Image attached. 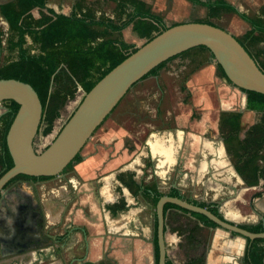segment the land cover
I'll return each mask as SVG.
<instances>
[{
  "label": "crops",
  "instance_id": "0c3cea01",
  "mask_svg": "<svg viewBox=\"0 0 264 264\" xmlns=\"http://www.w3.org/2000/svg\"><path fill=\"white\" fill-rule=\"evenodd\" d=\"M10 1L0 0V6ZM46 6L53 10L48 0ZM226 155L223 141L217 144L182 129H153L140 114L113 112L83 148L81 162L48 181L47 194L43 183L36 187L38 181L17 180L12 192H3L0 207L12 204L17 215L18 209L40 205L42 231L57 226L63 239L49 264H155L156 217L142 195L146 186L155 185L165 194L177 189L182 200L216 207L222 218L239 226L264 225V173L251 188L260 191L251 202L254 212L243 215L236 203H244L248 188ZM133 183L139 187L134 194L129 188L135 190ZM34 189L40 191L37 196ZM119 204L125 208H116ZM173 215L190 219L168 210L167 216ZM201 227L208 240L205 264H242L245 239L218 227ZM164 229L166 255L179 264L181 236L167 225Z\"/></svg>",
  "mask_w": 264,
  "mask_h": 264
},
{
  "label": "trees",
  "instance_id": "16d2710c",
  "mask_svg": "<svg viewBox=\"0 0 264 264\" xmlns=\"http://www.w3.org/2000/svg\"><path fill=\"white\" fill-rule=\"evenodd\" d=\"M111 1L115 4L113 18L105 16L100 9L95 7L98 1L75 0L68 15L58 14L48 8L46 0H12L0 6V15L7 25L9 34L6 39L7 49L16 53L12 61L0 68V79L18 80L33 88L42 106L41 120L47 124L45 133L48 132L53 120L58 117L59 110L68 99L74 97L78 86L84 93H88L100 79L138 48L167 28L178 25L166 26L162 18L152 13L143 1ZM186 1L204 7L208 18L218 17L221 13H233L248 23L251 29L243 35V40L236 39L264 73V62H257L244 43L246 40L251 42L254 32L264 36V18H251L239 13L224 0ZM33 11L37 12V16L33 15ZM97 12L100 14L97 15ZM198 22L213 25L208 20ZM127 29L141 41L140 46L136 47L119 37ZM27 39L30 41L29 46H27ZM32 47L36 48V53L30 52ZM205 52L211 59H214L207 48L195 47L161 63L141 80L149 76H158L159 71L168 62L191 53L193 55L190 63L198 68ZM216 67L219 75L226 79L217 63ZM241 92L245 95L246 111L259 114L261 118L250 123L243 130L240 113L221 112L218 119V131L234 170L248 188L243 195L244 203H236L240 213L246 215L251 212L249 203L260 196V191L251 188L258 186L260 176L264 173V95L252 91L241 90ZM3 103L7 111L0 116V177L13 166L5 138L18 110V105L13 101ZM107 118L108 116L105 120ZM35 153L40 154L41 152L35 151ZM81 160L79 152L62 173L71 170ZM51 178L53 177L36 178L19 175L6 186L17 180L44 181ZM133 184L135 190L129 188L134 194L139 187ZM142 195L150 202L153 209L159 198L164 195L182 199L177 189L172 188L165 194L155 185L144 187ZM187 202L206 208L222 218L216 207H210L205 203ZM116 208L122 210L125 206L119 204ZM170 209L179 211L181 214H188L190 219L184 220L178 215L167 216ZM163 214L164 228L167 225L170 231L181 236L178 244V260L182 258V262L179 264H205L208 240L202 233L203 227L201 226H217L201 214L188 212L172 204L164 205ZM156 226L155 221L153 244L155 264H158ZM240 227L252 233H264V225L261 223ZM246 242L242 264H264V247L259 245L264 243V239L253 241L246 239ZM165 264H174V262L166 255Z\"/></svg>",
  "mask_w": 264,
  "mask_h": 264
},
{
  "label": "water",
  "instance_id": "95a60500",
  "mask_svg": "<svg viewBox=\"0 0 264 264\" xmlns=\"http://www.w3.org/2000/svg\"><path fill=\"white\" fill-rule=\"evenodd\" d=\"M199 46L209 50L226 79L235 88L264 95V73L233 35L215 25L180 23L142 45L100 79L84 94L53 141L43 152L36 154L32 144L42 118L39 98L26 83L0 79V103L13 101L18 105L5 138L13 166L0 177V195L5 186L19 175L36 178L59 176L135 83L161 63ZM232 171L243 185L234 168ZM165 204L201 214L218 228L245 240L264 239V233H252L232 221L214 215L206 208L164 195L155 206L158 264H165L166 260ZM249 205L254 212L251 202Z\"/></svg>",
  "mask_w": 264,
  "mask_h": 264
},
{
  "label": "rangeland",
  "instance_id": "374dc122",
  "mask_svg": "<svg viewBox=\"0 0 264 264\" xmlns=\"http://www.w3.org/2000/svg\"><path fill=\"white\" fill-rule=\"evenodd\" d=\"M74 1L48 0V5L56 13L68 15L71 12ZM87 1H98L95 7L100 9V12L104 13L105 16L113 18L115 4L111 0ZM140 1L145 2L152 13L159 15L166 26L208 20L211 24L222 28L239 40H243V35L251 29L248 23L242 21L233 13H221L218 17L208 18L204 7L194 5L186 0ZM224 1L232 5L239 13L245 14L248 17L264 18V0ZM100 12H97V15ZM33 15L37 16V12L33 11ZM7 30V25L0 15V68L12 61L16 56L15 52H10L7 49L6 39L9 36ZM119 37L127 43L134 44L136 47L141 44V41L129 29L124 30ZM252 37L251 42L246 40L244 43L257 62H264V36L254 32ZM29 45L30 41L27 39V46ZM30 52L36 53L37 50L35 47H32ZM192 53L168 62L159 71L158 76H149L137 82L117 104L113 112L117 113L118 111L128 110L131 114L143 116L145 124L153 129H182L196 135H203L217 144L222 141L218 131V119L221 112L240 113L243 130L250 123L256 122L261 118L259 114L246 111L244 93L219 75L216 62L210 58L208 53H203V59L198 68H195V64L190 63ZM84 94V91L78 86L74 97L68 99L59 110L58 117L53 120L47 133H45L47 129L46 122L40 121L32 144L36 152H42L53 141L81 102ZM6 111L4 103H0V116ZM106 120L102 122L99 128L104 125ZM82 150L80 151V155ZM73 168L61 173L59 176L70 173ZM54 178H57V176ZM51 179L44 181L37 180L38 182L35 186L39 187L43 183L47 194L50 185L48 181ZM53 181H51V184ZM6 192H12V187L5 189L4 194ZM34 193L37 196L40 191L34 189Z\"/></svg>",
  "mask_w": 264,
  "mask_h": 264
},
{
  "label": "flooded vegetation",
  "instance_id": "af4514ba",
  "mask_svg": "<svg viewBox=\"0 0 264 264\" xmlns=\"http://www.w3.org/2000/svg\"><path fill=\"white\" fill-rule=\"evenodd\" d=\"M11 185L12 183L5 189L12 187ZM1 208L3 212H0V264H13L17 260L21 262L20 264H49L53 253L56 252L57 255L60 253L54 249L63 240L56 232L59 228L54 226L52 228L55 231L53 229L46 233L45 230L42 231L43 218L39 204L25 207L23 212L18 209L17 215L12 211V204L9 207L8 205L0 207V211Z\"/></svg>",
  "mask_w": 264,
  "mask_h": 264
},
{
  "label": "bare ground",
  "instance_id": "6f19581e",
  "mask_svg": "<svg viewBox=\"0 0 264 264\" xmlns=\"http://www.w3.org/2000/svg\"><path fill=\"white\" fill-rule=\"evenodd\" d=\"M226 163H227V160H226Z\"/></svg>",
  "mask_w": 264,
  "mask_h": 264
}]
</instances>
